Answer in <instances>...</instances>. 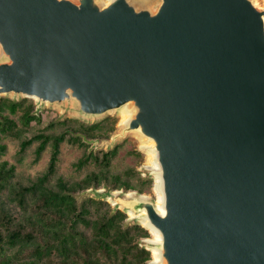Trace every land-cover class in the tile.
I'll list each match as a JSON object with an SVG mask.
<instances>
[{
	"label": "water",
	"instance_id": "1",
	"mask_svg": "<svg viewBox=\"0 0 264 264\" xmlns=\"http://www.w3.org/2000/svg\"><path fill=\"white\" fill-rule=\"evenodd\" d=\"M0 50V97L72 106L90 121L135 110L104 144L129 132L154 141L164 212L141 195H98L145 210L161 233L154 264H264V8L255 0H0Z\"/></svg>",
	"mask_w": 264,
	"mask_h": 264
},
{
	"label": "trees",
	"instance_id": "2",
	"mask_svg": "<svg viewBox=\"0 0 264 264\" xmlns=\"http://www.w3.org/2000/svg\"><path fill=\"white\" fill-rule=\"evenodd\" d=\"M52 112L39 110L32 98L0 97V264H150L152 253L144 244L149 229L105 198L84 193L144 194L154 176L135 168L114 172L122 143L108 149L90 144L113 135V117L90 123L59 116L45 127ZM9 141H16L14 162L6 159ZM64 143L84 150L71 164L72 175L60 172ZM34 146V162L46 151L49 161L25 182L18 165Z\"/></svg>",
	"mask_w": 264,
	"mask_h": 264
},
{
	"label": "rangeland",
	"instance_id": "3",
	"mask_svg": "<svg viewBox=\"0 0 264 264\" xmlns=\"http://www.w3.org/2000/svg\"><path fill=\"white\" fill-rule=\"evenodd\" d=\"M258 3V6L260 9L264 8V0H255ZM157 6V2L153 3V7ZM1 53V50H0ZM11 97L13 95H10ZM33 99V98H32ZM34 101H36L34 99ZM46 108H51L52 109V114L51 116L48 117L47 122L44 123V126L47 127L46 125L53 120V117L58 118L59 116H61L62 118L65 117H71V118H80L86 122H95V121H90L87 120L85 118H82L80 116L79 113H77V111L72 107H66V106H50V105H46ZM68 109V114H64L65 109ZM109 116L113 117L115 120V126H116V130L115 132H119L121 131L120 129V122H121V114L119 110L116 111H112L109 113ZM113 133V134H114ZM113 136V135H112ZM112 136L108 139L111 140ZM90 138V137H89ZM106 140H91L90 144L93 145L94 148L96 149H100V148H104V149H108V145L104 144ZM118 143H122V149L120 150L117 159L114 161L113 164V170L114 172H121L127 168H135L138 171H141L143 169V175H145L144 171L145 169H148L147 167L151 166L150 163V154L147 153V151L144 149V141L141 137L138 138V134L135 132H129L126 134L125 137L123 138H119L116 142ZM8 146H9V153L6 156V159H8L11 162H14V154L17 150L16 147V141H9L8 142ZM34 149L35 146L30 149V151L28 152L26 158L24 159V161L22 163H20L18 166V170L19 173L22 177V179H24L25 182H28L29 180L35 178L41 171H43L49 161V151H46L42 158L35 163L34 162ZM83 148L78 146V145H70L69 143H64L62 146V156H61V163H60V172L66 175H72L73 174V170L71 167V164L77 159L79 158L82 154H83ZM149 154V155H148ZM154 183H155V179H154ZM99 192H102L101 189L98 190ZM113 196L116 197L117 201H121V199H133V198H140L139 195H144L146 197H148L149 200L155 201L158 200V191L156 189V185L153 184V187L149 190H147L144 194H139L137 191H129V192H123L122 190L120 191H113ZM84 196H95L97 198H105L108 202L111 203L112 206L116 205V201H114V199H111L109 197L106 196H102V195H97L95 194V191H93L92 189H89L88 191H86L84 193ZM120 208H124L121 206L120 204ZM128 220L133 221L134 219L129 215L128 213ZM150 231V230H149ZM151 233V237L149 238H145L144 239V244L147 243V248H149V250H151L152 253V259L150 260V264H154L153 260H155V254L152 251V240L155 239V234L154 232L152 233V231H150Z\"/></svg>",
	"mask_w": 264,
	"mask_h": 264
},
{
	"label": "bare ground",
	"instance_id": "4",
	"mask_svg": "<svg viewBox=\"0 0 264 264\" xmlns=\"http://www.w3.org/2000/svg\"><path fill=\"white\" fill-rule=\"evenodd\" d=\"M105 3L110 2V0H104ZM259 3V2H258ZM258 3L255 1V4L258 5ZM135 113V110L133 108L130 107V105H125L120 109V114H121V122H120V128H123L126 126V124L132 119L133 115ZM141 137L144 141V149L147 151V153L150 154V163L151 166L150 168L153 169L157 174L156 176V180H155V185H156V189L158 191V200H156V205L158 206V209L163 213L164 212V208H163V201H164V194H163V189H162V180L161 177L159 175L160 173V164L157 158V152L155 150H153L154 147V141L146 136H142V135H138V138ZM148 154V155H149ZM142 198H148L144 195H141ZM129 215L133 218L136 216H141L142 217V222L143 224L148 227V229L150 231H152V233L154 232V236L155 239L152 240V242L154 243H160L161 242V233L159 232V230L157 228H155L154 226H152L149 222V220L144 217L143 214H145V210H142L141 213L137 214L136 212H134L133 210H129ZM153 253L155 254V260L154 263H160L162 262V255H161V251L158 247L154 246L152 248Z\"/></svg>",
	"mask_w": 264,
	"mask_h": 264
}]
</instances>
